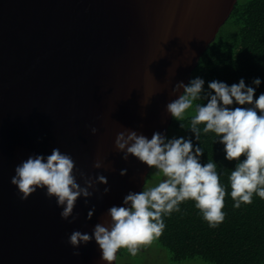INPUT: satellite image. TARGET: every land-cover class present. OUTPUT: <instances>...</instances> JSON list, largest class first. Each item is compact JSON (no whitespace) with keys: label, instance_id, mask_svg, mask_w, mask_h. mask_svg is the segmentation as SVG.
<instances>
[{"label":"water","instance_id":"water-1","mask_svg":"<svg viewBox=\"0 0 264 264\" xmlns=\"http://www.w3.org/2000/svg\"><path fill=\"white\" fill-rule=\"evenodd\" d=\"M237 4L0 0V264H106L94 240L75 249L68 239L109 221L107 209L141 191L153 172L135 157L122 159L117 135L174 136L175 119L166 111L180 94L173 88L192 79ZM53 148L72 156L81 185V171L109 180L107 195L101 184L87 204L78 200L74 222L61 218L46 190L22 200L11 183L18 164Z\"/></svg>","mask_w":264,"mask_h":264},{"label":"clouds","instance_id":"clouds-1","mask_svg":"<svg viewBox=\"0 0 264 264\" xmlns=\"http://www.w3.org/2000/svg\"><path fill=\"white\" fill-rule=\"evenodd\" d=\"M261 78H254L250 84L241 78L238 83L229 85L214 79L207 82L202 77L192 78L187 84L176 83L174 93H180L166 106V111L180 127L185 129L183 121L190 116L187 130L193 135L171 136L167 132L156 131L151 138L138 134L135 130H126L117 135L115 147L127 161L130 156L155 170L154 175L162 176L155 185L143 187L141 191H129L121 205L107 209L109 221L97 223L92 233L74 231L68 239L70 245L79 249L93 240L101 251V260L113 264L121 248H126L135 257L142 246L150 245L164 233V217L173 212H181L180 205L194 201L195 208L215 228L221 224L226 213L225 196L227 189L221 183V172L217 163H202L204 149L200 143L201 134L214 133L224 146L225 159L235 162L228 175L230 196L233 207L239 209L242 204H251L253 195L264 199V93L256 97V89L262 84ZM181 89L183 91L181 92ZM206 101V103H197ZM194 114H190L189 110ZM201 126H203L201 128ZM95 135L98 129L92 128ZM96 169L103 167L97 160ZM11 183L27 200L37 190H46V195L55 198L62 209L60 216L64 220L72 218L80 198L85 204L99 192L98 185H104L107 195L111 188L104 175L88 177L79 172L83 185L77 180V169L71 155L53 148L50 155L33 153L15 167ZM121 176L128 170L121 169ZM96 213L93 205L87 219L92 220ZM74 255H80L79 251Z\"/></svg>","mask_w":264,"mask_h":264},{"label":"trees","instance_id":"trees-1","mask_svg":"<svg viewBox=\"0 0 264 264\" xmlns=\"http://www.w3.org/2000/svg\"><path fill=\"white\" fill-rule=\"evenodd\" d=\"M226 26L233 32L225 33V28L221 31V37L203 56L192 78H204L205 88L214 79L229 85L241 78L248 84L257 77L264 81V0L238 3ZM261 93L264 82L256 89V97ZM180 123L174 120L172 128L185 136L193 135L187 130L190 116L183 121L185 129ZM216 139L214 133L201 134L200 143L205 151L201 162H216L218 172L222 173L221 183L228 193L224 221L215 228L209 227L195 202L186 201L180 205L181 212L164 217L166 228L156 241L170 253L173 264L195 260L206 264H264V199L254 194L251 204L233 207L228 175L235 162L224 158V146L215 143ZM120 255L121 249L118 258Z\"/></svg>","mask_w":264,"mask_h":264},{"label":"rangeland","instance_id":"rangeland-1","mask_svg":"<svg viewBox=\"0 0 264 264\" xmlns=\"http://www.w3.org/2000/svg\"><path fill=\"white\" fill-rule=\"evenodd\" d=\"M251 0H238V3H246ZM232 28L226 26L225 33H232ZM190 114H194L193 110H189ZM174 136H185L176 130ZM155 170L151 173L145 187L150 185H155L159 183L160 180L164 179L162 176L154 175ZM118 264H173L171 262L170 253L162 249L156 240H154L150 245L142 246L141 251L135 256H131L126 248H121V255L118 258ZM182 264H206L199 260L188 261Z\"/></svg>","mask_w":264,"mask_h":264}]
</instances>
